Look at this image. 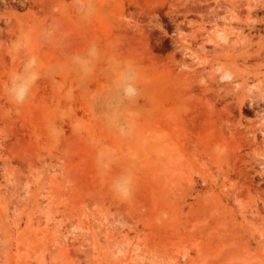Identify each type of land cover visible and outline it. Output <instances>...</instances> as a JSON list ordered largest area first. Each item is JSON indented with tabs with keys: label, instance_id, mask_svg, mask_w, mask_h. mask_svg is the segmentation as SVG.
Masks as SVG:
<instances>
[{
	"label": "rangeland",
	"instance_id": "rangeland-1",
	"mask_svg": "<svg viewBox=\"0 0 264 264\" xmlns=\"http://www.w3.org/2000/svg\"><path fill=\"white\" fill-rule=\"evenodd\" d=\"M0 264H264V0H0Z\"/></svg>",
	"mask_w": 264,
	"mask_h": 264
}]
</instances>
